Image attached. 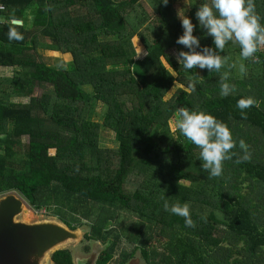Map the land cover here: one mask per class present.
<instances>
[{
    "label": "trees",
    "instance_id": "1",
    "mask_svg": "<svg viewBox=\"0 0 264 264\" xmlns=\"http://www.w3.org/2000/svg\"><path fill=\"white\" fill-rule=\"evenodd\" d=\"M201 3L190 0L199 41L193 50L227 57L219 71L186 70L169 52L188 51L176 43L183 29L173 0H0V66L13 69L0 78V194L17 191L36 210L71 200L73 212L95 205L85 233L105 244L95 264H110L121 248L124 237L105 226L121 211L140 218L135 237L124 239L132 249L123 262L138 250L146 264H264V45L255 59H242L231 41L217 50L195 18ZM253 3L264 25V0ZM13 18L22 23L11 24ZM10 27L23 38L8 40ZM40 49L72 59L50 64ZM224 72L234 90L221 97ZM175 81L188 90L179 86L166 99ZM241 97L255 101L243 116L235 106ZM99 101L101 122L94 118ZM180 108L212 114L231 131L234 155L222 161L221 175L209 176L199 147L171 129ZM101 127L114 132L115 148L101 145ZM245 151L249 159L236 163ZM165 201L187 204L192 226L165 211ZM63 212L61 220L77 228ZM52 259L75 264L68 248Z\"/></svg>",
    "mask_w": 264,
    "mask_h": 264
},
{
    "label": "clouds",
    "instance_id": "2",
    "mask_svg": "<svg viewBox=\"0 0 264 264\" xmlns=\"http://www.w3.org/2000/svg\"><path fill=\"white\" fill-rule=\"evenodd\" d=\"M161 5H167L168 0H159ZM198 24L207 30L212 37L213 44L217 50L225 48L226 42L239 46V56L242 59L254 57L261 45H264V25H261L260 17L255 12L253 0H203V3L194 13ZM177 16L183 29L181 35L176 38V43L184 45L188 51H180L178 62L184 69L207 67L210 70L219 71L227 62V57L212 54L211 50L205 48L202 52L194 51L199 41L193 35V23L189 17L178 10ZM13 25H19L15 18L10 21ZM8 40H21L22 34L10 27L7 32ZM239 70L244 72V65L240 64ZM227 72L221 74L220 96H227L234 90V85L226 82ZM194 85L189 84V88ZM251 97H241L236 101V108L241 110L254 105ZM174 128L178 129L188 141L199 147V159L202 161L201 168L208 169L209 176H219L222 172V161L230 159L234 153L230 149L234 147L232 134L229 128L216 119L212 114L203 111H189L185 108L178 109V118L175 120ZM240 147L246 148L241 140ZM249 159L247 151L235 161ZM165 211L174 215L184 217V223L192 226L193 221L189 215L187 204L173 203L171 206L167 201L163 203Z\"/></svg>",
    "mask_w": 264,
    "mask_h": 264
},
{
    "label": "rangeland",
    "instance_id": "3",
    "mask_svg": "<svg viewBox=\"0 0 264 264\" xmlns=\"http://www.w3.org/2000/svg\"><path fill=\"white\" fill-rule=\"evenodd\" d=\"M173 2H174V7H175L176 12L178 10H181L183 11L184 15L189 17L190 0H173ZM132 40H133V44L135 45L136 52L142 55V53L145 52L142 41L140 40L138 36H134ZM39 52L43 56V58L50 64H57L56 58H59V57L63 60V62H66V61L68 62L69 60L72 59L70 54L62 53L56 50L40 49ZM169 52H171L173 55L178 57L176 48L174 47L170 48ZM162 60L164 64L166 65V67L170 68L173 71V73L176 74L175 71L172 69V67L169 65V63L166 61L164 57H162ZM12 75H13V69H11L10 67H5V66L0 67V78L12 76ZM179 86L188 90V87H186L185 85H182L178 81H175L172 88L166 93L165 98L167 99L170 96H172L174 92L176 91L177 87ZM43 91H44L43 88L42 89L40 88V90H38L39 92L38 95L40 96ZM95 108H96L97 114L94 116V118L101 122L102 117H103V112H104L103 102L101 101L97 102ZM174 124H175L174 122L172 121L170 122V127L172 130L174 129ZM27 140H28V136L24 135L23 141L26 142ZM100 143L102 146H107L111 148H115L118 144L115 139L114 132L106 127L100 128ZM75 203H76L75 200L68 201L66 202V205H64V208H59L58 206L56 207L54 203L53 204L55 205V207L54 206L53 207L50 206V208L42 207L39 210L31 208L32 214L27 219L25 218L24 215H22L21 217L26 220H30V221L37 220V219H43V218H54V219H58L62 221L61 218H63V216L60 218L61 215L59 214H61V212L64 211L63 214H65L69 219H71L74 224H77L78 228L84 229L83 238L80 241L69 242V244H67L65 248H68L71 250L74 263L76 262V260L79 261V260L88 259L93 264L99 252L105 246V244L100 240H91L85 237V232H89L90 224L94 222L97 216V207L95 205L82 204L81 206H79L80 208L79 212H73L71 211V208L68 207V205H71V204L74 205ZM88 208H91V211L90 213L88 212V214L85 215L82 211H86ZM139 220L140 218L137 216V214L121 211L114 221H107L105 226H107V228H113V229L115 228L121 233L122 237H124L125 239L127 238L128 234L133 233V236L135 235L134 234L135 229H133V225L135 221H139ZM144 223H146V221ZM144 228L146 229V224L144 225ZM124 239L121 243V248L117 249V251L114 253L113 260L110 262V264H146L145 259L143 258L142 254L138 250L135 251L134 255L132 257H129L125 262L119 260L121 259L124 251L126 252L132 249L131 244L127 243ZM47 264H54V263L50 262Z\"/></svg>",
    "mask_w": 264,
    "mask_h": 264
},
{
    "label": "water",
    "instance_id": "4",
    "mask_svg": "<svg viewBox=\"0 0 264 264\" xmlns=\"http://www.w3.org/2000/svg\"><path fill=\"white\" fill-rule=\"evenodd\" d=\"M17 21L22 23L21 20ZM31 208L17 191L0 194V264L54 263L52 253L55 250L83 238L84 229H73L58 219L30 221L22 218ZM75 264L92 262L84 259L76 260Z\"/></svg>",
    "mask_w": 264,
    "mask_h": 264
},
{
    "label": "crops",
    "instance_id": "5",
    "mask_svg": "<svg viewBox=\"0 0 264 264\" xmlns=\"http://www.w3.org/2000/svg\"><path fill=\"white\" fill-rule=\"evenodd\" d=\"M2 5L0 4V9H2L3 7H1ZM5 19L4 16L0 15V20L3 21ZM1 67V66H0Z\"/></svg>",
    "mask_w": 264,
    "mask_h": 264
},
{
    "label": "bare ground",
    "instance_id": "6",
    "mask_svg": "<svg viewBox=\"0 0 264 264\" xmlns=\"http://www.w3.org/2000/svg\"><path fill=\"white\" fill-rule=\"evenodd\" d=\"M31 214H32L31 211L29 213L25 214V218H28Z\"/></svg>",
    "mask_w": 264,
    "mask_h": 264
}]
</instances>
